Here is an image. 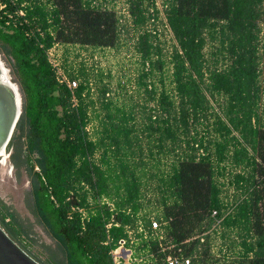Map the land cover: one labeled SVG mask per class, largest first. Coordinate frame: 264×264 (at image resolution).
<instances>
[{
    "label": "trees",
    "instance_id": "16d2710c",
    "mask_svg": "<svg viewBox=\"0 0 264 264\" xmlns=\"http://www.w3.org/2000/svg\"><path fill=\"white\" fill-rule=\"evenodd\" d=\"M125 1L135 28L157 13L155 0ZM163 4L176 46L166 60L151 30L138 35L136 84L147 100L136 121L134 109L106 98L105 88L90 98L85 74L73 90L59 83L46 56L56 43L115 47V12L95 0H0V40L24 96L10 161L28 174L35 212L63 264H113L110 252L136 223L148 174L162 243L173 254L207 264V237L198 236L219 222L237 241L229 264H264V0ZM227 167L237 196L230 212L219 184ZM160 245L150 239L141 250L149 247L164 262L170 252L158 253Z\"/></svg>",
    "mask_w": 264,
    "mask_h": 264
},
{
    "label": "rangeland",
    "instance_id": "374dc122",
    "mask_svg": "<svg viewBox=\"0 0 264 264\" xmlns=\"http://www.w3.org/2000/svg\"><path fill=\"white\" fill-rule=\"evenodd\" d=\"M95 2L101 8L115 12L118 18V42L115 47L94 48L56 43L47 50V60L59 83L67 86L68 83L71 85V82L74 81L78 85L83 81L81 75L85 74L89 82L90 98L96 100L99 97L100 90L105 88L107 90L106 98L134 109L136 121H139L141 118L140 112L147 100V95L144 89L137 87L136 84V78L141 69L140 59L135 49L138 35L143 30H151L155 34L154 41L158 49L161 50V56L166 60H168L173 48L176 46L166 23L164 0H155L157 13L155 15L152 13L155 17L140 29L131 24L125 0H95ZM260 27L259 48L264 44V25ZM8 49V45L0 40V61L7 71L9 81L18 87L23 108V92L17 72L13 67L12 57L7 53ZM210 49L209 46H206L204 52L208 54ZM260 50L263 53V50ZM169 74L170 67L166 65L163 76L167 89L170 88ZM153 82L154 87L159 88V78L155 77ZM159 91L158 89L157 93ZM213 102L215 101L213 100ZM213 106H215V103H213ZM96 108H99V104H96ZM88 112L93 117L91 111L88 110ZM95 114H100V111L98 110ZM92 126L91 123L87 127L90 135L93 134ZM199 130L201 131L198 132L202 135L203 130L201 127ZM11 152L12 149L7 147L5 150L6 157L3 160L0 158V218L11 234L45 264H63L65 262L63 251L35 212L30 192L29 176L24 169L20 168L17 171L13 167L9 158ZM143 157L144 161L148 162L147 155ZM226 169L225 177L219 178V184L222 189V197L229 203L227 212H230V203H233L237 196L229 185V176L234 171L229 167ZM141 182L143 185L141 187V209L136 215V223L133 226L136 227L140 223L144 228H147L148 221H156L159 212L158 199L155 184L149 180V174L143 177ZM218 223L216 222L210 230L198 236L202 240L207 237V241H204L209 246L207 264H229L234 256L233 253L238 250L237 246L234 247L231 244V242L237 244L234 235L224 233L223 230L220 231L217 227ZM222 234H224V238ZM162 242L158 253L170 252V254H173V246H170L168 242ZM141 245L137 244L133 247V257L136 260H140L141 264H164L163 261L159 260L157 252H150L149 247L141 250ZM197 250L200 251L201 249ZM193 257H188L191 262Z\"/></svg>",
    "mask_w": 264,
    "mask_h": 264
},
{
    "label": "water",
    "instance_id": "95a60500",
    "mask_svg": "<svg viewBox=\"0 0 264 264\" xmlns=\"http://www.w3.org/2000/svg\"><path fill=\"white\" fill-rule=\"evenodd\" d=\"M14 85L7 78L3 64L0 65V158L8 147L22 114L21 97L18 87ZM0 264H45L11 234L1 218Z\"/></svg>",
    "mask_w": 264,
    "mask_h": 264
},
{
    "label": "built area",
    "instance_id": "2783aa9c",
    "mask_svg": "<svg viewBox=\"0 0 264 264\" xmlns=\"http://www.w3.org/2000/svg\"><path fill=\"white\" fill-rule=\"evenodd\" d=\"M0 8H3V6ZM17 15L24 16L22 11H18ZM67 87L73 90L76 87V82L72 81L71 85L68 83ZM150 223L147 228H144L140 223L136 227L129 225L124 227L126 237L121 239L117 247L111 252L113 264H141L140 260H136L133 257V247L137 244L147 243L150 239L159 242L163 240L161 223L158 221H151ZM110 227L111 224L106 226L107 229ZM164 264H191V260L180 255L168 254L165 257Z\"/></svg>",
    "mask_w": 264,
    "mask_h": 264
},
{
    "label": "bare ground",
    "instance_id": "6f19581e",
    "mask_svg": "<svg viewBox=\"0 0 264 264\" xmlns=\"http://www.w3.org/2000/svg\"><path fill=\"white\" fill-rule=\"evenodd\" d=\"M0 65H2V63L0 62ZM5 71V70H4ZM16 85H14V87H15ZM6 150V149H5ZM6 157V153L4 152L3 153V155H1V158H2V160L4 159Z\"/></svg>",
    "mask_w": 264,
    "mask_h": 264
}]
</instances>
